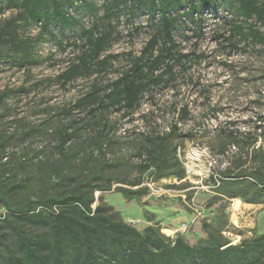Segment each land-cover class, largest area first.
Segmentation results:
<instances>
[{
    "label": "rangeland",
    "instance_id": "obj_1",
    "mask_svg": "<svg viewBox=\"0 0 264 264\" xmlns=\"http://www.w3.org/2000/svg\"><path fill=\"white\" fill-rule=\"evenodd\" d=\"M85 1L92 2L93 8L83 5L68 11L78 24L50 25L53 36H47L35 49L40 59L37 66L18 68L13 61H0V97L5 95L0 98V195L8 186L21 185L7 197L12 208H19L42 193L51 195L64 189L49 185L56 180L54 168L60 176H79L84 160L86 168L95 171L99 155L92 150V141L101 137L105 127L111 139L107 159L116 166L105 172L111 192L101 195L122 221L139 231L156 225L164 235H181L192 246L206 238L204 224L208 230L228 233L223 236L232 245L263 234L264 193L257 194L255 200L248 188H240L250 203L240 198L229 203L224 193L227 187L216 191L209 181V177L218 179L226 170L236 173L240 164L242 170L252 168V160L246 158L248 143L251 135H258V125L264 131V50L259 44L246 47L241 43L231 51L224 41L228 36L226 23L235 15V5L224 3L205 9L201 31L196 35V25L178 23L174 39L189 55V68L182 72L176 69L175 81L145 94L131 115L78 111L64 115L60 110L73 104L94 81L106 83L125 71L154 31L156 16L151 17L145 9L131 11L127 4L118 19L110 22L103 17L105 0ZM16 13L10 9L0 13V26ZM92 25L100 30L113 29L114 40L105 54L117 58L99 79L92 76L77 80L63 89L56 76L78 54L73 46H63L78 38L80 27ZM37 33L38 26L21 28L19 37L34 38ZM182 107H186L187 115L179 112ZM174 126L177 130L172 132ZM64 128L74 129L66 146L67 160L57 152V132ZM160 134H169L170 144L180 153L186 171L181 182L171 176L156 179L151 171L139 175L132 168L138 163L139 152L148 145L147 139ZM187 134L192 137H181ZM257 146L264 147V141L259 138ZM137 179L142 181L140 187L147 189L137 194L138 201H126L114 191L117 186L136 189L117 182ZM210 199H215L213 205L207 206ZM3 219L26 235L44 231L21 223L0 205V251L15 238ZM233 223L237 227L233 228Z\"/></svg>",
    "mask_w": 264,
    "mask_h": 264
},
{
    "label": "trees",
    "instance_id": "obj_2",
    "mask_svg": "<svg viewBox=\"0 0 264 264\" xmlns=\"http://www.w3.org/2000/svg\"><path fill=\"white\" fill-rule=\"evenodd\" d=\"M105 1L103 17L106 20L118 19L121 9L129 4L131 11L145 9L151 17L156 16L154 31L125 71L117 73L114 80L106 83L94 81L73 104L60 110L64 115L73 111L94 115L116 113L121 117L131 115L145 94L175 81L176 69L182 72L189 68V55L179 49L174 39L178 23H193L196 35L197 30L198 33L201 31L203 11L218 4L230 3L236 8L235 15L226 23L228 36L224 41L230 50L241 43L246 47L259 44L264 50V0ZM83 5L93 8V3L85 0H0V13L6 9L17 12L0 26V61H13L18 68L37 66L40 59L35 55V49L45 42L47 36H53L50 25L72 27L78 24L79 20L70 16L68 11L71 8L78 10ZM33 26H38L34 38L19 37L21 28ZM113 40L112 28L100 30L97 25L80 27L78 38L63 46L64 49L73 46L78 49V54L56 76L59 85L66 89L77 80L92 76L99 79L102 74L108 73L112 61L117 58L116 55L105 54ZM192 56L198 58L194 54ZM4 96L2 94L0 98ZM179 112L187 115L186 107ZM261 128L260 125L255 128L259 133L251 135L248 143L246 158L252 160V168L242 170L243 164H240L234 174L226 170L218 179L209 177L216 191L227 187L224 193L229 203L236 198L250 203L247 196L239 191L240 188H248L249 193L254 195L253 199L257 194L261 196L264 193V147H256L259 138L264 141ZM176 130L174 126L172 132ZM73 131L64 128L57 132V152L66 160V146L72 139ZM169 136L160 134L147 139L148 145L139 152L138 163L132 167L137 174L151 171L156 179L171 176L178 182L186 178L180 153L176 146L170 144ZM92 142V150L99 155L95 171L88 170L84 160L79 165V176H60L58 168L52 169L56 180L49 181V185L62 186L63 190L51 195L42 193L36 200L27 201L19 208H12L7 197L10 192L19 190L21 185L8 186L6 193L0 195V205H4L18 221L44 229L36 235H26L3 219L11 226L15 238L10 244L3 245L0 264H264V233L232 245L223 236L224 231L208 230L204 224L202 229L206 238L192 246L181 235H164L156 225L139 231L122 221L101 195L111 192L105 172L116 166L107 159V147L111 143L109 130L104 127L101 137ZM117 183L136 188L115 187L114 191L126 201H138L137 194L147 191L140 187V179ZM95 193L100 195L95 197ZM214 200L210 199L207 206L213 205ZM252 203L257 204L255 201Z\"/></svg>",
    "mask_w": 264,
    "mask_h": 264
},
{
    "label": "built area",
    "instance_id": "obj_3",
    "mask_svg": "<svg viewBox=\"0 0 264 264\" xmlns=\"http://www.w3.org/2000/svg\"><path fill=\"white\" fill-rule=\"evenodd\" d=\"M234 226L237 227V224L236 223H233V228H234ZM182 230L185 231L186 230V226H183ZM223 234L224 235H229L228 233H223ZM239 239H240V237H238V240ZM234 245H235V243H234Z\"/></svg>",
    "mask_w": 264,
    "mask_h": 264
}]
</instances>
